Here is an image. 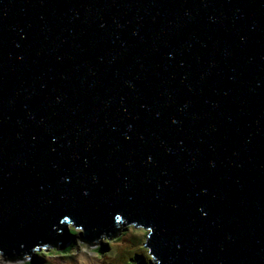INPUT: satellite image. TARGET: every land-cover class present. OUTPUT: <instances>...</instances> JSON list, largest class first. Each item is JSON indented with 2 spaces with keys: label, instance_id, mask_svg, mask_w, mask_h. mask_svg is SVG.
Here are the masks:
<instances>
[{
  "label": "water",
  "instance_id": "water-1",
  "mask_svg": "<svg viewBox=\"0 0 264 264\" xmlns=\"http://www.w3.org/2000/svg\"><path fill=\"white\" fill-rule=\"evenodd\" d=\"M119 223L264 264V0H0V248Z\"/></svg>",
  "mask_w": 264,
  "mask_h": 264
},
{
  "label": "clouds",
  "instance_id": "clouds-1",
  "mask_svg": "<svg viewBox=\"0 0 264 264\" xmlns=\"http://www.w3.org/2000/svg\"><path fill=\"white\" fill-rule=\"evenodd\" d=\"M67 227L70 229L68 235L74 238L68 245L60 247V243L62 242H57L56 244H50L47 251L41 250L40 253H36L33 250V247L27 252H13L10 256L7 255L2 248H0V264H33L32 258L34 256H40L43 259V264H50L48 259L49 257H68L69 255L76 257V264H96L97 260H102L103 255H107L109 253L110 250L106 251L102 255V253L98 251V241L100 238H97L95 241H87L84 239L83 234L80 233L78 228L71 227L70 225ZM115 235V233L111 234V238ZM81 242H83V244H81ZM105 242H109V240H106ZM88 245H91V248L87 247ZM77 247H79V253L76 251ZM80 253H87V257L85 255H81ZM133 257L134 256H132L131 259L134 261V264H138ZM145 258L147 260L146 256ZM61 264H63V262H61Z\"/></svg>",
  "mask_w": 264,
  "mask_h": 264
},
{
  "label": "trees",
  "instance_id": "trees-1",
  "mask_svg": "<svg viewBox=\"0 0 264 264\" xmlns=\"http://www.w3.org/2000/svg\"><path fill=\"white\" fill-rule=\"evenodd\" d=\"M119 227H121L119 235L116 234L114 237L111 238V234H102V240L98 241V249L108 248L110 250V253H109L110 257L107 261V264H128V262H127L128 258H130L132 256H134L133 257L134 259L136 258L138 264H141L143 260L144 261L146 260L145 256L147 257L146 261H148L150 256L147 253L145 247L141 244L143 242V241H141V239H142L141 235L140 236H137V235L132 236L133 240L132 239L129 240L132 244H130L128 242L127 245L119 246L117 244L113 245L111 243L113 240L120 237L121 232L123 233L125 230H127V225L125 226L124 224L119 223ZM69 231H70V229L67 228V245L69 244L70 241H72L74 239L72 236L68 235ZM106 240H109V242H105ZM134 242H138V244L135 243L138 245V247L136 246L137 248L131 247ZM139 253H141L143 255H141ZM32 259H33V264H43V259L40 256H34ZM51 263L52 262H50V264Z\"/></svg>",
  "mask_w": 264,
  "mask_h": 264
},
{
  "label": "rangeland",
  "instance_id": "rangeland-1",
  "mask_svg": "<svg viewBox=\"0 0 264 264\" xmlns=\"http://www.w3.org/2000/svg\"><path fill=\"white\" fill-rule=\"evenodd\" d=\"M120 224H122V223H120ZM124 225L126 226V224H124ZM71 227L77 228V226H71ZM67 228H69V227H67ZM145 232H146L145 229H141V228H137V227H133V226L127 225V230H125L123 233L121 232L120 237L116 238L111 243L113 245L117 244L119 246L127 245L128 242L130 244H132L129 240L132 239V236H134V235H137V236L141 235L142 236L141 241H143L144 237H145ZM135 243L138 244V242H134L133 245L131 246L132 248H134V247L137 248L138 247V245L135 244ZM81 244H83V242H81ZM87 247L91 248V245H88ZM108 250H109L108 248L98 249V251L101 252L102 255H103V253H105ZM76 251L79 253V247L76 248ZM109 253H110V251H109ZM109 253L107 255H103V259L102 260H97L96 264H107V261H108V259L110 257ZM80 254L81 255H85L87 257V253H80ZM131 258L132 257L128 258V261H127L128 264L129 263L130 264H134V261H132ZM48 259H49L50 262H52L51 264H61V262H63V264H76V257L72 256V255H69L68 257H49ZM89 259H91V258H89ZM135 260H136V258H135Z\"/></svg>",
  "mask_w": 264,
  "mask_h": 264
}]
</instances>
